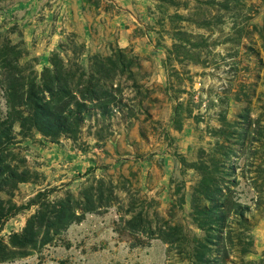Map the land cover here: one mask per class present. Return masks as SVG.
<instances>
[{"label":"rangeland","instance_id":"obj_1","mask_svg":"<svg viewBox=\"0 0 264 264\" xmlns=\"http://www.w3.org/2000/svg\"><path fill=\"white\" fill-rule=\"evenodd\" d=\"M263 23L264 0H0V122L10 58L40 78L56 56L73 84L90 80L110 94L95 106L110 102L111 111L93 108L77 134L57 139L15 124L2 156L28 181L0 192L2 208L45 189L50 200H80L99 182L117 198L0 264H264ZM205 185L222 190L221 238L218 222L202 230L206 219L192 209L206 206ZM118 204L204 247L130 235ZM238 204L245 221L233 215ZM35 211L3 223L0 247Z\"/></svg>","mask_w":264,"mask_h":264},{"label":"trees","instance_id":"obj_2","mask_svg":"<svg viewBox=\"0 0 264 264\" xmlns=\"http://www.w3.org/2000/svg\"><path fill=\"white\" fill-rule=\"evenodd\" d=\"M262 35L264 38V23ZM13 61L11 58L8 60L9 65L3 76L8 111L5 119L0 122V192L5 190L8 192L17 183L28 181L26 172L17 171L5 162L2 156V153L12 144L15 124L19 126L22 135L26 136L29 132L35 131L44 137L57 139L61 135L77 134L85 119L93 115V108L99 111L101 116L111 112L110 102L99 103L95 106L100 100L107 99L110 94L101 96L100 87L90 80L86 87H84V81L73 84L72 75L64 69L59 60H56V56L51 62L52 69H45L40 78L25 76L22 71L16 70L19 68L16 65L13 66ZM83 76L84 73L81 72L79 79L84 78ZM103 93L108 92L102 91V95ZM51 192L45 189L38 192L26 205L11 206L7 210L2 208L0 201V227L16 214L33 206L36 207V211L27 219L23 230L20 233H13L9 244L0 247V261L13 258L17 254L14 249L18 250L21 256L44 247L66 231L69 226L81 221L85 214L117 205L116 196H113L110 189H104L102 182H99L95 188L85 191L80 200L72 197L70 193H65L64 197L58 200H50ZM221 193L220 188L205 185L202 195L207 203L206 206H203V209L197 206L192 207L198 215L206 219L205 222L200 223V229L205 230L201 227H206L211 230V227L215 225L212 221L218 222L219 225L216 226L220 234L218 238H221V234L226 235L225 226L220 225L226 219L225 203L215 198ZM126 207L123 210V206L118 204L117 214L121 229L130 235L140 234L147 239L156 238L171 248L177 247L179 242L184 241L195 248L204 247L195 241L179 239V234L175 233V227L163 226V228L153 230L144 220L141 212H134L132 204ZM245 210H247L246 207L238 204L233 215L245 221ZM209 239L210 236H207L205 241L210 242ZM198 261L210 262L202 256Z\"/></svg>","mask_w":264,"mask_h":264}]
</instances>
